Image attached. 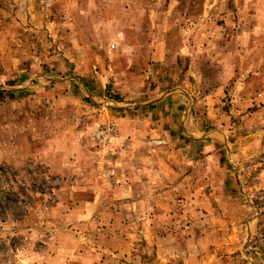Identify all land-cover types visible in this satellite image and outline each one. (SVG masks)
Segmentation results:
<instances>
[{
	"label": "rangeland",
	"instance_id": "1",
	"mask_svg": "<svg viewBox=\"0 0 264 264\" xmlns=\"http://www.w3.org/2000/svg\"><path fill=\"white\" fill-rule=\"evenodd\" d=\"M0 167V264H264V0H0Z\"/></svg>",
	"mask_w": 264,
	"mask_h": 264
},
{
	"label": "trees",
	"instance_id": "2",
	"mask_svg": "<svg viewBox=\"0 0 264 264\" xmlns=\"http://www.w3.org/2000/svg\"><path fill=\"white\" fill-rule=\"evenodd\" d=\"M5 168L0 167V193H4L5 196H10L13 193H16L14 180L15 177H11L15 175V172H8L4 170ZM0 194V195H1ZM22 195V193H19V197ZM1 202V197H0Z\"/></svg>",
	"mask_w": 264,
	"mask_h": 264
}]
</instances>
